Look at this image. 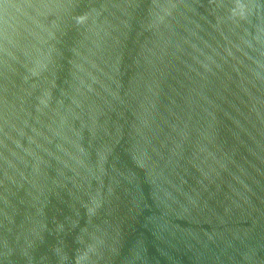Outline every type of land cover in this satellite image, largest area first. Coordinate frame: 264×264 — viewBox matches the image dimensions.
Returning a JSON list of instances; mask_svg holds the SVG:
<instances>
[{
    "label": "water",
    "instance_id": "water-1",
    "mask_svg": "<svg viewBox=\"0 0 264 264\" xmlns=\"http://www.w3.org/2000/svg\"><path fill=\"white\" fill-rule=\"evenodd\" d=\"M0 264H264V0H0Z\"/></svg>",
    "mask_w": 264,
    "mask_h": 264
}]
</instances>
